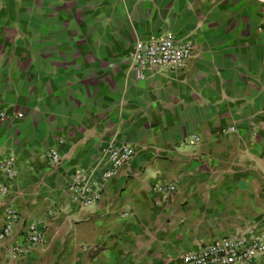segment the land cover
Returning <instances> with one entry per match:
<instances>
[{
  "label": "crops",
  "instance_id": "1",
  "mask_svg": "<svg viewBox=\"0 0 264 264\" xmlns=\"http://www.w3.org/2000/svg\"><path fill=\"white\" fill-rule=\"evenodd\" d=\"M262 21V0H0V162L14 168L0 169V225L18 214L0 264H179L264 233ZM163 33L192 55L135 79L131 45ZM117 144L129 162L94 204L72 202L73 171L96 175ZM36 220L43 242L8 257Z\"/></svg>",
  "mask_w": 264,
  "mask_h": 264
},
{
  "label": "built area",
  "instance_id": "2",
  "mask_svg": "<svg viewBox=\"0 0 264 264\" xmlns=\"http://www.w3.org/2000/svg\"><path fill=\"white\" fill-rule=\"evenodd\" d=\"M264 28V21L258 30ZM193 44L190 40L176 39L170 33H163L157 37L137 39L131 45L127 55L129 67L135 79H142L148 73L159 71L162 68L179 69L190 58ZM3 114L0 113V116ZM228 127V130H233ZM264 134V125L259 129ZM253 135L256 132L253 131ZM197 140V137H192ZM133 154V149L127 144L110 146L105 151L108 166L91 172L75 170L67 186V192L72 202L82 207L94 204L101 196L103 182L123 165L127 164ZM46 156L57 162L55 150L50 149ZM2 169L8 178L14 174L11 162L1 161ZM8 186L0 185V194L7 191ZM158 192L173 190L172 185L156 184ZM18 221L15 209L8 208L4 212V221L0 225V246L12 235L14 224ZM45 223L41 220L28 222L19 241L8 242L5 246L10 258L22 256L43 242ZM264 254V233H252L249 238L237 235L222 237L208 241L194 250H187L179 255V264H252L254 257Z\"/></svg>",
  "mask_w": 264,
  "mask_h": 264
},
{
  "label": "water",
  "instance_id": "3",
  "mask_svg": "<svg viewBox=\"0 0 264 264\" xmlns=\"http://www.w3.org/2000/svg\"><path fill=\"white\" fill-rule=\"evenodd\" d=\"M262 1H264V0H262Z\"/></svg>",
  "mask_w": 264,
  "mask_h": 264
}]
</instances>
